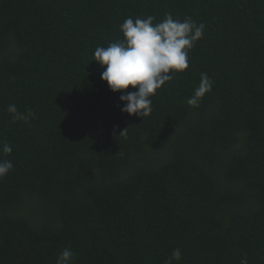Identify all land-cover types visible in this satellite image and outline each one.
I'll list each match as a JSON object with an SVG mask.
<instances>
[{"label":"trees","instance_id":"1","mask_svg":"<svg viewBox=\"0 0 264 264\" xmlns=\"http://www.w3.org/2000/svg\"><path fill=\"white\" fill-rule=\"evenodd\" d=\"M169 13L203 37L130 116L94 51ZM4 142L0 264H264V0H0Z\"/></svg>","mask_w":264,"mask_h":264},{"label":"clouds","instance_id":"2","mask_svg":"<svg viewBox=\"0 0 264 264\" xmlns=\"http://www.w3.org/2000/svg\"><path fill=\"white\" fill-rule=\"evenodd\" d=\"M155 19L152 15L135 20L127 17L119 26L123 38L109 43L107 47H97L94 51L92 60L103 69L102 81L107 83L113 93H122L119 96L123 102L121 112L130 116L144 118L152 112L151 97L176 73L189 67L188 52L204 34L205 25H198L191 17L180 20L169 13L158 23H154ZM129 86L134 91L125 92ZM211 88V78L202 73L200 83L187 99V104L197 107ZM7 111L13 114L14 120L26 119L15 104L9 105ZM0 151L10 155L13 149L4 142ZM13 167L10 160L0 159V178L6 176ZM74 255L70 248H64L57 256L56 264H73ZM181 255L179 248L174 249L171 260L179 261ZM171 260L168 264H171ZM241 264H247V260Z\"/></svg>","mask_w":264,"mask_h":264}]
</instances>
